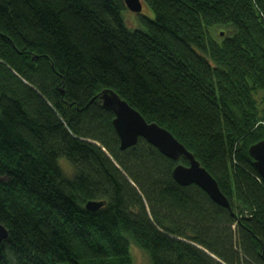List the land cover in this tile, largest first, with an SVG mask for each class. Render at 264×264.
<instances>
[{"label": "trees", "instance_id": "obj_1", "mask_svg": "<svg viewBox=\"0 0 264 264\" xmlns=\"http://www.w3.org/2000/svg\"><path fill=\"white\" fill-rule=\"evenodd\" d=\"M141 2L129 25L123 0H0V264H131L132 247L149 264H264L248 153L264 140V0ZM105 88L182 143L230 208L173 179L183 156L141 137L121 150Z\"/></svg>", "mask_w": 264, "mask_h": 264}, {"label": "water", "instance_id": "obj_2", "mask_svg": "<svg viewBox=\"0 0 264 264\" xmlns=\"http://www.w3.org/2000/svg\"><path fill=\"white\" fill-rule=\"evenodd\" d=\"M126 8L133 13L142 10L141 0H123ZM62 92V90H61ZM103 108L113 113L112 125L118 136L119 148L124 150L134 145L138 138L158 149L163 155L177 160L183 156L187 164L178 163L172 170L173 179L182 186L195 184L200 187L215 203L230 208L228 199L218 188L216 180L200 165L185 146L180 143L167 129L155 122H146L143 116L112 89L105 88L99 93ZM248 153L253 159V165L264 180V140H260L248 147ZM104 201L89 200L85 208L95 211ZM7 230L0 223V241L6 238Z\"/></svg>", "mask_w": 264, "mask_h": 264}, {"label": "rangeland", "instance_id": "obj_3", "mask_svg": "<svg viewBox=\"0 0 264 264\" xmlns=\"http://www.w3.org/2000/svg\"><path fill=\"white\" fill-rule=\"evenodd\" d=\"M144 13L148 14V9L145 8V7H142ZM144 13H142V15H144ZM139 14L138 13H133L131 12L130 10H128L125 14V18L127 20V23L129 25H134L133 23V20L134 18H137ZM123 16H124V13H123ZM151 16V14H150ZM58 163H59V166L61 168H63L64 170H70V164L69 162L65 159V158H60L58 159ZM131 264H149V260H148V257L147 255L142 251L140 250L139 248L137 247H132L131 249Z\"/></svg>", "mask_w": 264, "mask_h": 264}, {"label": "built area", "instance_id": "obj_4", "mask_svg": "<svg viewBox=\"0 0 264 264\" xmlns=\"http://www.w3.org/2000/svg\"><path fill=\"white\" fill-rule=\"evenodd\" d=\"M258 124H260V125H262V126L264 127V122H260V123H258Z\"/></svg>", "mask_w": 264, "mask_h": 264}]
</instances>
